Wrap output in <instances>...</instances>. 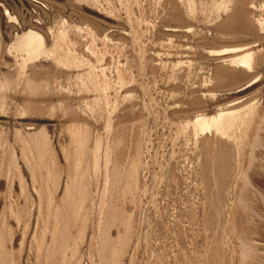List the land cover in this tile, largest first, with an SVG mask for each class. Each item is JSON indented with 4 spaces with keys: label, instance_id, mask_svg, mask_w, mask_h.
Here are the masks:
<instances>
[{
    "label": "rangeland",
    "instance_id": "obj_1",
    "mask_svg": "<svg viewBox=\"0 0 264 264\" xmlns=\"http://www.w3.org/2000/svg\"><path fill=\"white\" fill-rule=\"evenodd\" d=\"M0 264H264V0H0Z\"/></svg>",
    "mask_w": 264,
    "mask_h": 264
},
{
    "label": "bare ground",
    "instance_id": "obj_2",
    "mask_svg": "<svg viewBox=\"0 0 264 264\" xmlns=\"http://www.w3.org/2000/svg\"><path fill=\"white\" fill-rule=\"evenodd\" d=\"M22 37L24 39L23 38H21V39L25 40V46L27 47V50H26L27 52H33V51H36L38 48H40V45H41L40 40L37 38V36H35L31 32L24 34ZM250 61H251V55L245 54V55L240 56L238 59L231 61V63L236 64V65H241L247 69H250ZM223 118H224V115H217L216 118H211V120L209 122H206L204 120H198L197 124L199 126L205 127V128H208V126H210V125L217 126V125H219V123L221 121H223ZM224 128H226V127H224Z\"/></svg>",
    "mask_w": 264,
    "mask_h": 264
}]
</instances>
